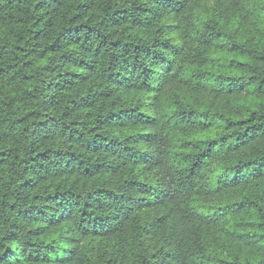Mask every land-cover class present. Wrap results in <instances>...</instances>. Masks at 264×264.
Instances as JSON below:
<instances>
[{"label":"trees","instance_id":"16d2710c","mask_svg":"<svg viewBox=\"0 0 264 264\" xmlns=\"http://www.w3.org/2000/svg\"><path fill=\"white\" fill-rule=\"evenodd\" d=\"M0 264H264V0H0Z\"/></svg>","mask_w":264,"mask_h":264}]
</instances>
